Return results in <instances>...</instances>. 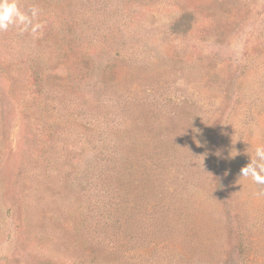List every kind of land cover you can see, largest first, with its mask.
<instances>
[{"label":"rangeland","instance_id":"rangeland-1","mask_svg":"<svg viewBox=\"0 0 264 264\" xmlns=\"http://www.w3.org/2000/svg\"><path fill=\"white\" fill-rule=\"evenodd\" d=\"M17 3L43 27L0 31V264H98L99 239L136 235L104 218V139L143 140L134 160L154 161L122 185L145 264H245L242 235L264 264V186L241 176L264 145V0ZM160 194L198 247L154 244Z\"/></svg>","mask_w":264,"mask_h":264},{"label":"trees","instance_id":"trees-1","mask_svg":"<svg viewBox=\"0 0 264 264\" xmlns=\"http://www.w3.org/2000/svg\"><path fill=\"white\" fill-rule=\"evenodd\" d=\"M92 53L96 55V49H93ZM118 101L120 103L125 100L118 99ZM101 144L104 165L108 168L106 167L105 171L100 173V178L98 180L101 179L104 184H108V191L114 194H111L110 201L104 204L103 215L106 224L111 225L113 220L119 216V219L114 221L115 224L120 223L124 232H133L136 235L125 234L126 236H124L122 241H125L126 243L114 244L112 246H109L104 239H99L98 249L86 251L85 255H87V258L89 256L94 257L98 264H119L117 259L118 255L124 257V261H127L126 264H145L146 251L141 245L133 249H127L126 246L128 243H132L136 246L140 244V241L136 238L139 234L145 232L148 226L143 227L140 224L139 220L144 217V213L142 214L140 207L137 204H133L131 210H129L131 200L123 202L122 195L124 188H122V185H124V183L131 185L135 184L137 179L134 178L140 174L139 172L142 167L147 169V166L153 164L154 161H152L151 158L139 162L138 159L136 161L134 160V158H138L143 154L138 153L144 146L143 140L104 139ZM126 152L128 154L127 156ZM161 161H163L162 158ZM163 163L164 162H162V164ZM107 179H112V182ZM113 179H116V181L113 182ZM146 179L149 181L150 178L146 177ZM142 180L145 181L144 179ZM123 208L125 209V212L122 213ZM147 209L148 212H151V217L149 219L155 220L151 221V227L149 230L156 229V232L163 235L162 238L159 239V243L154 242L157 247L164 243L176 251H181L183 245H190L192 247L199 246L200 242L195 237L196 230L195 227H191L189 215L178 212V209L167 200L166 196L160 194L156 198L154 205L151 207V211L149 208ZM175 221L182 223V227L178 231H176V228L173 226ZM173 232H178L179 241L177 240V237L170 238V234ZM232 240H234V238ZM235 243L238 244V251L240 250L243 253L244 262L246 264L252 247L248 237L242 235L238 240H235ZM101 254L103 257L100 256ZM134 260L136 262H133Z\"/></svg>","mask_w":264,"mask_h":264},{"label":"clouds","instance_id":"clouds-1","mask_svg":"<svg viewBox=\"0 0 264 264\" xmlns=\"http://www.w3.org/2000/svg\"><path fill=\"white\" fill-rule=\"evenodd\" d=\"M39 10L33 7L29 12L22 11L17 0H0V31H7L10 26L20 29L21 33L30 31L36 36L43 27L37 21ZM237 153V152H236ZM231 157L238 155L230 154ZM242 179H250L256 185L264 186V145L254 147V155L251 162L241 169Z\"/></svg>","mask_w":264,"mask_h":264}]
</instances>
